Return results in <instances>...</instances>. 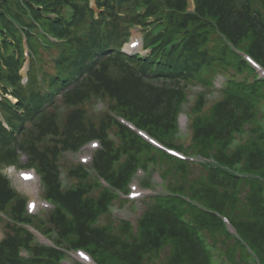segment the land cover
Instances as JSON below:
<instances>
[{
	"label": "trees",
	"instance_id": "16d2710c",
	"mask_svg": "<svg viewBox=\"0 0 264 264\" xmlns=\"http://www.w3.org/2000/svg\"><path fill=\"white\" fill-rule=\"evenodd\" d=\"M189 5L0 0V264H63L75 247L101 264H264V78L235 50L264 65V0ZM136 26L146 55L123 51ZM219 74L227 80L210 100ZM195 85L202 92L190 101ZM97 102L106 108L94 109ZM119 117L216 163L172 157ZM95 138L101 145L90 165L66 157ZM9 166L35 167L54 207L28 214L26 197L3 171ZM137 167L159 170L165 190L142 200L135 220L115 217L110 207L126 203L119 191ZM216 211L230 217L238 237Z\"/></svg>",
	"mask_w": 264,
	"mask_h": 264
},
{
	"label": "rangeland",
	"instance_id": "374dc122",
	"mask_svg": "<svg viewBox=\"0 0 264 264\" xmlns=\"http://www.w3.org/2000/svg\"><path fill=\"white\" fill-rule=\"evenodd\" d=\"M133 34H140V30L139 28L133 29L132 31ZM184 130V129H183ZM82 153H91L90 149L87 148L86 150H84V152L79 153L78 155H73V154H67V157L70 160H80V155ZM5 172L12 178L13 184L16 186L17 189L21 190L22 193H24L28 199H31L33 196L30 195V192L28 191V189H30L32 186L36 187V190L38 192V196H35V198H37L39 201H41V199L43 198V188L41 187L40 183H39V179L37 178L35 181L34 185H31L30 187H26L27 185L22 182L18 176H17V171L12 167H9L5 170ZM153 176V179L156 183L160 182L161 180L158 179L157 177V173H155ZM142 176L136 175V181L140 182ZM138 207V213L139 211H141V209L143 208V206L140 204L139 201L136 202ZM39 209L41 208V206L39 205L38 207ZM115 213L120 216V217H124L127 219H132L135 220V218L137 217L138 213L137 211H135L134 209L130 208L129 206H125V207H116L115 208ZM0 238H2V226L0 223ZM68 263L70 264L71 261L69 260Z\"/></svg>",
	"mask_w": 264,
	"mask_h": 264
},
{
	"label": "bare ground",
	"instance_id": "6f19581e",
	"mask_svg": "<svg viewBox=\"0 0 264 264\" xmlns=\"http://www.w3.org/2000/svg\"><path fill=\"white\" fill-rule=\"evenodd\" d=\"M14 56V55H13ZM17 61V60H16ZM31 182V181H30ZM30 182H28V183H30ZM27 187V186H26ZM30 187V186H29Z\"/></svg>",
	"mask_w": 264,
	"mask_h": 264
}]
</instances>
